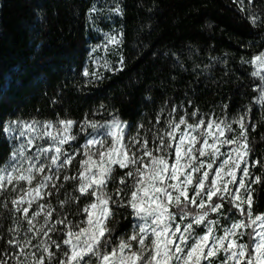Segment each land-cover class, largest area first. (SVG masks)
<instances>
[{
	"label": "trees",
	"instance_id": "1",
	"mask_svg": "<svg viewBox=\"0 0 264 264\" xmlns=\"http://www.w3.org/2000/svg\"><path fill=\"white\" fill-rule=\"evenodd\" d=\"M242 3L243 7L234 0H0V165L12 148L3 134L9 121L71 119L96 122L101 128L117 117L127 123L128 133H135L153 129L156 120L163 124L174 113L228 123L247 113L253 149L249 161H260L250 171L261 177L252 185L253 213L264 214V104L257 100L261 74L252 75L256 71L251 62L264 52V23L250 21L253 13L264 21V0ZM117 5L120 13L112 11ZM93 6L96 11L90 12ZM113 30L122 43L108 54L112 70L94 69L90 50ZM121 55L123 70L116 71ZM86 69L98 72L99 79L84 76ZM232 129L239 134L236 124ZM113 167L107 190L114 194L124 187L119 180L131 167ZM75 189L66 182L50 194L48 204L54 212L76 218L77 205L82 208L88 200L81 197L60 206V201L80 196ZM113 207L117 214L109 227L119 238L134 218L130 207ZM229 207L225 202L223 211ZM229 215L240 218L236 209ZM212 216L217 219L215 213ZM220 220L221 227L230 223ZM25 223L0 193L2 239L14 233L9 229ZM196 231L203 233L202 228Z\"/></svg>",
	"mask_w": 264,
	"mask_h": 264
},
{
	"label": "snow or ice",
	"instance_id": "2",
	"mask_svg": "<svg viewBox=\"0 0 264 264\" xmlns=\"http://www.w3.org/2000/svg\"><path fill=\"white\" fill-rule=\"evenodd\" d=\"M234 2H239L243 7L242 0ZM89 11H96L95 6ZM112 11L120 13L121 9L117 5ZM250 21L254 25L264 23L254 13L250 14ZM105 36L107 44L119 47L122 43L116 35ZM251 62L264 67V52L255 55ZM119 64L121 67L116 71L123 70L122 55ZM105 68L112 70L107 64ZM83 75L99 79L100 74L89 73L86 69ZM252 75L257 76L259 73L253 72ZM260 80L261 84L256 85L260 89L257 100L264 104V75L260 76ZM172 111L175 112L176 108L173 107ZM196 115L195 111L191 113L193 117ZM246 116L247 113L231 123L209 120L206 129L201 128L205 124L203 119L196 123H189L184 116H180L178 123L169 120V139L165 142L163 136L159 137L160 145L154 150L160 155L153 154V150L147 147L146 140L137 151H132L129 143L135 146L139 140L132 137L129 143H124L127 125L113 118L107 125L105 134L111 138L110 146L105 139H88L83 145L86 159L80 161L78 176L63 177L65 181L79 180L75 191L80 196L73 195L69 200L60 201L61 208L81 197L88 202L83 208L77 205L74 213L77 216L83 214V219L73 221L65 215L62 219L55 220V225H64L59 229L63 233L61 241L57 242L49 237L48 241L41 240L39 245L32 244V240L41 232L48 236L49 232L57 231L55 225L44 230L52 219L53 210L50 205L38 204V210L29 215L33 203L43 198L41 191L52 181L51 174L44 175L35 187H30L27 191L21 189L23 194L11 200L12 210L22 213L29 225V232H33L36 218L44 213V225L36 229L33 236H26L23 240L13 236L8 240V244L18 250L13 256L15 264H27L29 255L32 257L31 264H45L46 261L47 264H213L220 253H223L224 259L219 260L218 264H264V214L253 213L252 188V185L261 182V177L257 175L253 178L250 171L260 161L249 164L253 149L249 143ZM75 123L71 119H58L56 123L14 120L4 124L3 134L11 141L19 142V147L13 144L11 154L0 166V191L6 190L8 185H13L12 191H16V186L21 181L31 186L36 176L46 169L48 173L56 169L58 179L60 170L70 165L74 159L63 146L76 139L72 134ZM88 123L94 130L100 127L96 122ZM232 123L238 125L239 134L220 139L227 132L233 131ZM181 125L185 128L177 139L176 130ZM255 127L253 124V130ZM53 128L56 129L55 134L51 131ZM40 140H46L48 145L36 143ZM223 145L234 147L225 154L221 152ZM173 147L175 162L170 163L167 149ZM93 148L96 149L95 152L92 151ZM141 149L142 155H138ZM222 155H227L228 158L221 160L219 166L213 169V164ZM94 157L98 159H93ZM144 157L149 159L145 161ZM202 157L207 160L200 159ZM114 165L121 169L131 167V170L119 180L124 187H117L113 194L107 188L108 183L114 179ZM205 166L214 171L215 175L210 176L207 170L202 175H196ZM238 171L241 173L239 177ZM128 177L133 180L131 184L127 183ZM231 185H236L235 189ZM52 187L55 188L56 185L52 184ZM225 202L230 205L227 212L223 211ZM189 205L196 210L192 211ZM113 206L130 207V215L142 223H134L131 234L114 238L113 228L109 227L117 214ZM173 208L178 211H172ZM233 209L238 212L239 219L229 215ZM210 213H215L217 219H210ZM177 217L181 223L176 222ZM220 217L230 223L223 226L222 235H217ZM184 221L188 222L183 223ZM198 228L203 229V234L196 231ZM9 231L18 235L19 226ZM53 247L55 251L52 250ZM26 248H36L40 255L37 256L32 251L26 252ZM21 257L24 259L21 260ZM0 264H8V260H0Z\"/></svg>",
	"mask_w": 264,
	"mask_h": 264
},
{
	"label": "rangeland",
	"instance_id": "3",
	"mask_svg": "<svg viewBox=\"0 0 264 264\" xmlns=\"http://www.w3.org/2000/svg\"><path fill=\"white\" fill-rule=\"evenodd\" d=\"M106 34L108 35H116L117 39H120L119 37V32L116 30L107 32ZM106 45V47H105ZM113 48H115V46L111 45V44H107L106 41V36L104 35L102 42L95 48V49H91L90 50V56L89 58L91 59V63L94 67V69H97L99 67H105V64L108 65V60H109V52H111L113 50ZM254 68L255 71L258 72L259 74H264V67L260 66L259 64H254ZM185 117L186 120H188L189 123H196L199 120H201V118L197 119V120H193L192 118H188L185 115H183ZM115 119L120 120L117 117H114ZM180 116H178L177 114H172L169 117V120L173 121V123H178ZM113 120V118H112ZM110 120L105 126H102L101 128H97V129H92L89 126V123L87 122H80V123H75L72 126V134L76 136V139L73 141H70L68 144H65L63 146L64 150L71 156L74 157L72 163L70 165L65 166L63 169L60 170L59 173V178H56V169H53L52 173H48L47 169L45 170L44 173H40L39 175L36 176V179L33 181L32 185H28L27 182L25 181H21L19 185L16 186L17 190L16 191H12V187L13 185H8L6 190L0 191V193H4V196L7 197V200L11 202V200L15 197H18L20 195L23 194V192L21 191V189H23L24 191H27L30 187H35V184L44 176L47 174H51L53 176L52 181L49 182L48 187L43 189L41 191V196L43 197L42 199H39L37 203H33L32 207L29 209V215H31V213L33 211L38 210V204H43V205H49L48 204V198H49V193H54V190L58 187L63 185L64 183H71L72 185H74V187L76 188L79 184V180H68L65 181L63 179L64 175H68V176H78L79 171L81 170L80 167V161L83 159H86V157L84 156V147L83 145L86 144L88 139H105L108 143V145L110 146L111 144V138L107 137L105 134L107 132V125L109 123H111ZM169 120H165L163 124H159L158 121L156 120V123L154 124V128L153 129H149V128H140L139 130H137L135 133H128L127 131V127L124 130V143H129L130 138L132 137H136L139 140V143L136 144L135 146H133L131 143H129V147L132 149V151H137L138 148H140V144H143L144 141H147V147L150 150H153V154L154 155H160V153L155 152L154 150L160 145V139L159 137L163 136L165 139V142L168 141V136L167 133L171 130L168 126V121ZM204 120V119H203ZM209 120H215V119H208V120H204L205 124L201 126L202 129H206L207 127V121ZM21 121V120H19ZM33 120H29V121H24V122H31ZM39 121V120H37ZM57 120H52L53 123H56ZM122 121V120H120ZM216 121H221V120H216ZM40 122H44V121H40ZM124 123H126L125 121H122ZM127 125V123H126ZM238 126V125H237ZM185 128L184 125L180 126V129L176 130V137L178 139L179 134L181 131H183ZM52 133L55 134L56 133V129L53 128L51 129ZM215 131V130H213ZM235 136L233 132H227L225 137H221L220 139H225V138H230ZM9 138V137H8ZM10 140V138H9ZM11 146L13 147V144H15L16 147H19V142H14L11 141ZM36 143L39 144H43L44 146L48 145V142L46 140H40L37 141ZM73 143V144H72ZM173 143H175V141H173ZM197 147H199V144H197ZM234 147V145H223L221 147V152L222 153H229L231 152L232 148ZM12 149V148H11ZM34 151V149H33ZM93 152L96 151L95 148L92 149ZM143 150L141 149L137 154L138 155H142ZM11 154V151L9 153V155ZM8 155V156H9ZM167 156H168V160L170 163L175 162V150L174 147L173 148H169L167 149ZM8 158V157H7ZM227 155H222L217 159V162L213 164V169H215L216 167L219 166V163L221 160L223 159H227ZM93 159H98V157H94ZM149 158L148 157H144V160L147 161ZM200 159H204L207 160V158H200ZM45 163H47V161H45ZM249 164L251 165V162L249 161ZM2 166V165H0ZM25 167H27V165L25 164ZM243 167V165H242ZM95 170V169H93ZM204 170L209 171L210 176H214L215 173L212 170H208L205 166V169H203L201 171V173H197L196 175H202V172ZM241 175V173L238 171L237 172V177H239ZM254 178V177H253ZM225 179H228L227 177H225ZM52 184H55L56 187L53 188ZM231 187L233 189H235L236 185H231ZM78 192V191H77ZM78 194H80L78 192ZM30 196L32 195L31 193L29 194ZM191 195V193H190ZM214 199H216L214 197ZM219 202V201H217ZM24 206H27V204H25ZM191 206V205H190ZM84 207V206H83ZM82 207V208H83ZM52 209V207H51ZM52 219L48 221V224L45 226L44 230L47 231L48 227H51L53 225H55V220L57 219H62L64 216H61L60 214H57L56 212H54V209H52ZM47 211V209H45V212ZM214 213H210L209 218L210 219H216L215 217H213ZM22 215V213H21ZM134 223H142V221L137 220L134 216ZM70 220L76 221V220H80L83 219V214H81L80 216H76L75 219L73 218H69ZM177 223H181V221L179 220V218H177ZM188 221H184L183 223H187ZM41 225H44V213H42L39 217L36 218V220L34 221V225H33V232H35L36 229L40 228ZM57 231L55 232H49L48 236H44L43 232H41L39 235H37L35 237V239L32 240V244L33 245H39L41 240L44 241H48V238L51 237L52 240H55L57 242L61 241L63 239V233L59 231V229H62L64 227V225H55ZM29 225L27 224V221L25 224H21L19 227V234L17 235L15 232L11 235V236H7L6 238L2 239V236L0 235V260L3 259H7L8 260V264H15V260L13 259V256L15 255V253L18 251L17 249L13 248L10 244H8V240L11 239L13 236L16 237V239L18 240H23L26 236L27 237H31L33 236V232H29L28 231ZM223 227H221L220 225L217 226V235H222V229ZM132 231V227L129 229V231L125 234V235H129L131 234ZM203 234V233H202ZM123 235V236H125ZM246 239V238H245ZM62 247H66L63 246ZM53 251H55V248H52ZM26 252L28 251H32V252H36L37 256L40 255V252L36 249V248H31V249H25ZM24 257H21V260H23ZM224 259V255L223 253H220L219 256L213 260V264H218L219 260H223ZM32 261V257L29 255L27 257V264H31ZM204 264H207V262H204Z\"/></svg>",
	"mask_w": 264,
	"mask_h": 264
}]
</instances>
